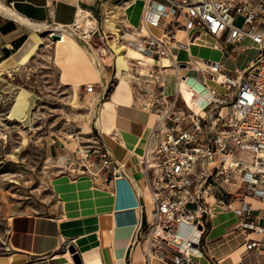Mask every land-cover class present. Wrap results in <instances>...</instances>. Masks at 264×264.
<instances>
[{"label": "built area", "instance_id": "2783aa9c", "mask_svg": "<svg viewBox=\"0 0 264 264\" xmlns=\"http://www.w3.org/2000/svg\"><path fill=\"white\" fill-rule=\"evenodd\" d=\"M123 1L127 6L133 0ZM140 1L139 28L127 32L125 43L120 34L110 32L115 35L116 44L155 59L166 57L174 65L176 52L203 32L215 39L223 38L229 45L247 37L258 47L254 59L235 77L221 74L218 83L232 94L230 101L202 83L211 95L204 114L189 108L177 109V98L159 112L151 132L156 145L141 157V172L151 198L143 237L145 258L196 264L194 256L202 251L215 206L230 208L236 215V228L244 237L246 252L264 251V0ZM236 15L242 19L240 25L234 24ZM89 18H93L91 13ZM151 28L160 31L154 34ZM71 29L84 41L96 35L102 42L107 38V32L101 33L96 22L88 26L75 20ZM137 31L141 33L136 34ZM182 34L187 39L185 43L181 41ZM97 51L101 56L117 54L108 42ZM215 67L219 70L217 64ZM85 89L93 92V83L86 84ZM104 94L99 96L98 104ZM237 149L248 152L250 158L237 155ZM63 163L64 171L74 177H95L103 172L105 182H113L116 192L119 185H124L139 206L137 192L123 164L98 136L78 143ZM211 196L213 199H209ZM246 196L262 202V207L254 208V218ZM233 202L238 205L232 207ZM135 227L137 231L142 229L140 219Z\"/></svg>", "mask_w": 264, "mask_h": 264}, {"label": "crops", "instance_id": "0c3cea01", "mask_svg": "<svg viewBox=\"0 0 264 264\" xmlns=\"http://www.w3.org/2000/svg\"><path fill=\"white\" fill-rule=\"evenodd\" d=\"M132 2L134 3L131 6L125 5L124 7L123 0H0V63L16 56L32 32V29L21 22L19 18L53 26H71L76 20L79 7L90 11L93 17L95 16L99 30L101 26L105 32V30L111 29L107 13H114L113 8L123 6L124 23L122 28L116 29L122 32L120 35L123 41H126L127 32L133 31L136 27L139 28L141 17L142 2L140 0ZM134 6L139 8L137 13L133 11ZM236 17L242 22L241 17L236 15L234 24ZM97 18H101V25ZM118 24L119 21H117ZM124 28L126 29L123 30ZM151 31L158 34L160 30L151 28ZM186 40L182 34L181 41L185 43ZM215 40L220 51L210 52L208 56L210 60L196 55L197 53L193 54L190 43H187L184 48L176 52V67L167 69L164 73L185 78L193 75L202 83L216 89L224 99L230 101L232 94L223 90V86L215 80L214 73L200 70L190 63L197 59L215 63L219 67V74H229L235 77L238 74L237 71L244 69L254 59L258 47L247 37L236 45L225 43L223 38ZM246 45L250 47L251 51L241 61L239 67L234 66L233 62H236L237 55L231 52L226 54V49L236 50ZM198 53L202 52L198 51ZM105 58L104 63L108 64L109 57ZM155 67L158 66L155 64L148 68L150 73L157 70ZM11 68L13 69V67L8 69ZM158 70L157 72H159ZM191 70L196 72H189ZM12 71L5 69L0 71V75L8 77ZM143 82L148 81L143 79ZM119 85L120 81L116 87ZM132 85L129 86L131 99L115 105L119 113L117 120L109 118L104 122L103 127L106 129V134L97 124L101 110L96 115L94 129L113 157L124 164L123 166L137 192L139 206L135 205L133 196L124 185H119L116 192L114 183L105 182L106 176L99 171L95 177H90L92 186L102 191L104 195L98 203L99 209L95 208L96 205L93 203L88 206L93 210L70 214L64 204V197L56 189L57 195L61 199V215H19L13 217L8 238V248L12 253L1 256L0 264H77L72 258L73 253L69 251L70 247H73L79 256L78 264H170L154 256L146 260L144 255L146 242L143 237L146 235L145 227L149 219L151 198L150 190L141 172V157L156 145V140L151 136V132L158 120L159 113L155 111L152 104L147 106L148 97L144 101ZM99 96L92 98L93 104ZM109 102L113 103L112 100ZM101 107L99 109H102ZM130 115H133V120L129 118ZM53 150L56 153L60 151L64 157H67L66 155L70 152L63 147H54ZM79 177L83 176L76 178ZM97 182L100 187L94 184ZM244 199L253 208L251 217L254 218L257 214V209L254 208L262 207V202L251 196H246ZM236 205H238L236 202L231 204L232 207ZM214 210L215 214L210 220L209 231L202 241V251L198 253L201 258L198 259V254L194 256L196 264H264L262 249L250 252L244 250V237L236 228L238 220L233 211L230 208L218 209L217 206L214 207ZM215 218L218 221L217 227H215ZM139 219L143 227L137 231L135 223ZM214 230L215 232L212 234ZM167 252H171V250Z\"/></svg>", "mask_w": 264, "mask_h": 264}, {"label": "rangeland", "instance_id": "374dc122", "mask_svg": "<svg viewBox=\"0 0 264 264\" xmlns=\"http://www.w3.org/2000/svg\"><path fill=\"white\" fill-rule=\"evenodd\" d=\"M124 7H115L114 13H107L111 29L105 30L107 38L104 42L99 35L84 41L77 31L72 30L74 39L84 49L87 61L92 67L100 69L102 78L63 81V61L56 60L55 43L48 37L47 32H40L43 42L25 64H17L13 69H7L13 70L8 77L0 75V259L1 256L12 253L8 248V238L13 217L59 216L62 213L61 199L53 186V180L63 175L75 180L78 176L74 177L64 171L63 161L66 157L60 151L56 153L53 148L63 147L68 152L70 150V155L78 143L88 142L97 136L94 123L100 109L96 108L97 101L93 104L92 98L104 92L101 102L111 100V95L120 81L115 75L117 54L108 55V64H105L106 56H101L97 50L108 42L116 51L115 47L119 44H116L113 39L115 35L110 32L118 33L117 36L122 33L116 31V28L123 26ZM138 9V6H134V13ZM89 19L96 22L95 16ZM97 20L101 25V18ZM235 24H241L238 17ZM100 28L101 33L104 32V28ZM250 51V47L246 45L236 50L226 49L225 52L237 55L233 65L239 67ZM140 68L136 60H131L130 84H133L136 93L144 101L148 97L147 106L152 104L159 113L177 98V109L186 111L181 98L175 95L165 96L163 86L158 81L143 82ZM157 70L151 72L153 78L159 74ZM89 83L94 85V91L90 93L85 89ZM22 89L30 92L27 116L23 119H9L8 112ZM235 152L243 158H250L248 152L238 149ZM94 184L100 187L98 182Z\"/></svg>", "mask_w": 264, "mask_h": 264}, {"label": "bare ground", "instance_id": "6f19581e", "mask_svg": "<svg viewBox=\"0 0 264 264\" xmlns=\"http://www.w3.org/2000/svg\"><path fill=\"white\" fill-rule=\"evenodd\" d=\"M134 2H131L129 5L131 6ZM90 13V11L79 7L77 10L76 22H83L88 26L92 25L93 22L89 19ZM19 20L29 26L32 29V32L16 56L12 57L8 61L0 63V71L13 67L17 64H25L37 52L39 46L43 42L40 32H47L48 37H50L55 43L56 60L63 61V64L61 65L62 70L65 71L62 77L63 81L74 82L86 78H102L100 69L98 70V68L92 67L89 64V61H87L83 47L73 37L74 34L71 26H69V28L62 26L49 28L47 24L34 23L22 18H19ZM53 35H58V37H54ZM188 43H190V49L193 54L197 53L196 55L203 56L208 60H210L208 58L210 52L213 50L220 51V47L216 40L205 32L194 35ZM115 48L117 51L115 75L120 80V85L114 89L111 95L113 103H110V100H107L104 103L101 102L100 104H96L97 109L102 106V109H100L101 116H99L97 124L102 129L104 134H106V129L103 127L104 122L109 118L111 120H117V116L119 115L115 105H119L121 101L130 100L132 97L129 88L132 77L130 73L131 60H136L137 64L141 66L139 69L141 71V78L145 81L149 80L148 82L151 83L158 81L160 85L163 86V93L165 96H178L181 98L186 108L192 109L198 114H204V106L211 98L210 90L195 76L189 75L185 78L183 76L176 77L165 74V70L176 67V65L172 64L171 60L166 57L155 59L143 55L131 47L118 45ZM198 51L202 53H198ZM155 64L159 68V74L153 78V75L150 73L148 68ZM190 64H193V66H196V68L198 67L200 70H208L209 72L214 73L215 80L217 82L221 81L222 75L219 74V71L216 69L214 63L209 64L205 61L197 59ZM29 94L30 92L25 89L20 90L13 107L8 112L7 117L9 119H23L27 116ZM132 117L133 115L129 116L130 119H132ZM87 176L89 175H84L83 177H79L75 180H70L68 179V176L63 175L53 180L54 187L64 197V204L69 209L70 214L83 213L93 210V208L89 209L88 207L89 204L93 203H95L93 205H96L95 208L99 209L98 203L100 202L101 197L104 196L103 192L94 188L91 184V180L89 179L90 176ZM106 197L108 198L109 196L107 195ZM209 199H213V197L211 196ZM217 207L218 209L222 208L220 206ZM215 220V227H217V218H215ZM214 232L215 230L212 234ZM236 254L237 253H235V255ZM197 257L198 259L201 258V255L198 254Z\"/></svg>", "mask_w": 264, "mask_h": 264}, {"label": "water", "instance_id": "95a60500", "mask_svg": "<svg viewBox=\"0 0 264 264\" xmlns=\"http://www.w3.org/2000/svg\"><path fill=\"white\" fill-rule=\"evenodd\" d=\"M53 36L54 37H58V35H53ZM69 251L71 253H73V257L72 258H73L74 262L78 264L80 260H79V256L75 253V249L73 247H70Z\"/></svg>", "mask_w": 264, "mask_h": 264}]
</instances>
